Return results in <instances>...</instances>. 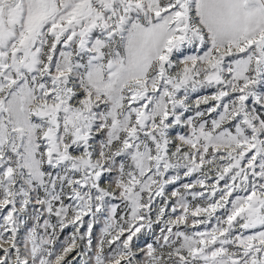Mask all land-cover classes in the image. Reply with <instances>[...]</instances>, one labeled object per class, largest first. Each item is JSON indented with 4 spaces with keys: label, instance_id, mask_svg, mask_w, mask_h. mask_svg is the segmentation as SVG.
Wrapping results in <instances>:
<instances>
[{
    "label": "snow or ice",
    "instance_id": "1",
    "mask_svg": "<svg viewBox=\"0 0 264 264\" xmlns=\"http://www.w3.org/2000/svg\"><path fill=\"white\" fill-rule=\"evenodd\" d=\"M0 264H264V0H0Z\"/></svg>",
    "mask_w": 264,
    "mask_h": 264
},
{
    "label": "rangeland",
    "instance_id": "2",
    "mask_svg": "<svg viewBox=\"0 0 264 264\" xmlns=\"http://www.w3.org/2000/svg\"><path fill=\"white\" fill-rule=\"evenodd\" d=\"M209 91H210V90H204V91H201L200 94H201V95H206V94H208ZM185 131H187V129H185ZM178 186H179V185H176V187H178ZM171 190H172V188H169V189H168V191H171ZM86 219H87V218H86ZM102 227H103L102 223H98L97 226L95 227V229H94V234H95L97 237L100 235ZM69 233H70V229H69V230H66V231L62 234L61 239H64L65 237H67V236L69 235ZM142 239H144V238L142 237ZM149 242H150V241H149Z\"/></svg>",
    "mask_w": 264,
    "mask_h": 264
},
{
    "label": "bare ground",
    "instance_id": "3",
    "mask_svg": "<svg viewBox=\"0 0 264 264\" xmlns=\"http://www.w3.org/2000/svg\"><path fill=\"white\" fill-rule=\"evenodd\" d=\"M69 259H71V257Z\"/></svg>",
    "mask_w": 264,
    "mask_h": 264
}]
</instances>
